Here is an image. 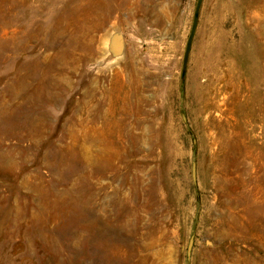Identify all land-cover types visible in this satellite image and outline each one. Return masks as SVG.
<instances>
[{
  "label": "rangeland",
  "instance_id": "1",
  "mask_svg": "<svg viewBox=\"0 0 264 264\" xmlns=\"http://www.w3.org/2000/svg\"><path fill=\"white\" fill-rule=\"evenodd\" d=\"M197 1L0 0V264H264V0L183 72Z\"/></svg>",
  "mask_w": 264,
  "mask_h": 264
},
{
  "label": "water",
  "instance_id": "2",
  "mask_svg": "<svg viewBox=\"0 0 264 264\" xmlns=\"http://www.w3.org/2000/svg\"><path fill=\"white\" fill-rule=\"evenodd\" d=\"M201 3H202V0H198L197 1L196 8H195V11H194L192 27H191V31H190V34H189V37H188V40H187V44H186V48H185V52H184L183 66H182V71L183 72L185 71V68H186V63H187L188 55H189V52H190L191 43H192L195 31H196L197 20H198L197 15L199 13V9H200ZM192 175H193V179H194L195 178V166L194 165H193V168H192ZM192 243H193V239H190L189 245H188V252H187L188 255L190 254Z\"/></svg>",
  "mask_w": 264,
  "mask_h": 264
},
{
  "label": "bare ground",
  "instance_id": "3",
  "mask_svg": "<svg viewBox=\"0 0 264 264\" xmlns=\"http://www.w3.org/2000/svg\"><path fill=\"white\" fill-rule=\"evenodd\" d=\"M111 50H116L118 47V41L115 40L112 44H111ZM138 251V249L136 250V252ZM140 254V253H139Z\"/></svg>",
  "mask_w": 264,
  "mask_h": 264
}]
</instances>
